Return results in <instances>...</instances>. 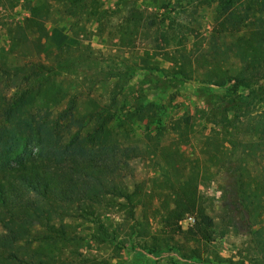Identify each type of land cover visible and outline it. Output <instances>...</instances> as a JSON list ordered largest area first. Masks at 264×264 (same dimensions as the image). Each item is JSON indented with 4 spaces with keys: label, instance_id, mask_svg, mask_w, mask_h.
Instances as JSON below:
<instances>
[{
    "label": "trees",
    "instance_id": "obj_1",
    "mask_svg": "<svg viewBox=\"0 0 264 264\" xmlns=\"http://www.w3.org/2000/svg\"><path fill=\"white\" fill-rule=\"evenodd\" d=\"M79 1L68 0L70 5ZM214 2L210 34L215 41L208 47L211 50L207 54L196 55L191 52L193 45H198L196 41L188 46L185 37H171L164 34L166 30L160 34L163 44L153 47L152 53L169 64L161 72L180 83L197 79L203 88L214 86L224 93L201 94L218 101L217 108L205 117V125L210 122L211 126L204 125L205 132L199 140L201 167L200 159H195L189 167L183 166L176 148L172 153H166L165 148L159 153L165 163L160 171L165 179L160 182L161 191L149 192L147 197L162 205V211L155 210L162 226L159 234L150 236V243L140 247L150 255L177 252L184 260H202L198 249L192 248L188 250L189 255H185L182 244L175 239L182 234L191 235L190 240L196 243L211 241L212 219L202 207L198 192L199 184L213 176L209 168L226 167L232 174L235 193L241 199L259 200L261 196V186L244 165L243 155L248 149L264 151V0ZM47 7L45 0L27 7L28 16L21 26L23 41L33 35L37 45L47 38ZM141 18L142 14L134 10L119 25L121 47L133 45L132 35L139 31ZM220 38L223 41L218 46ZM72 50H59L51 65L38 62L18 68L17 72L6 65L0 66V85L14 82V77L20 74L9 97L3 86L0 87V264L61 262L55 254L62 252L61 246L73 241L67 238L62 224L70 212L93 223V238L105 242L112 236L100 224L96 206L104 201H121L133 217L135 207L142 203L140 195L144 194L138 184H133L131 191L127 184L133 173L130 161L136 157L137 149L127 145L124 138L137 121L132 119L134 116L139 118L137 122L147 117L151 119L152 105H138L133 112L126 110V120L121 119L117 125L114 124L115 99L107 104L89 99L86 110L81 113L72 98L67 99L69 88H64L57 79L62 74L76 72L80 66L79 61L69 55ZM66 99L60 119L68 121L75 132L64 140L58 132L57 120L42 121V117L37 118L31 110L46 112ZM151 123L145 125L147 131ZM156 125L160 127L159 123ZM241 125L250 132L248 141L239 138ZM174 126L179 144L187 143L194 135L191 116L182 115ZM175 163L186 174L173 180L170 178L171 173L177 171ZM190 214L195 216L194 225L182 231L179 222ZM140 224L137 222L136 226ZM145 232L149 234L148 230ZM19 245L30 247L31 253L19 256L15 251ZM255 249L258 255L264 253L262 245H255ZM208 255L212 261L206 260L207 263L245 264L243 260L219 258L213 251ZM262 261L263 257L257 264Z\"/></svg>",
    "mask_w": 264,
    "mask_h": 264
},
{
    "label": "rangeland",
    "instance_id": "obj_2",
    "mask_svg": "<svg viewBox=\"0 0 264 264\" xmlns=\"http://www.w3.org/2000/svg\"><path fill=\"white\" fill-rule=\"evenodd\" d=\"M38 1L0 0V66H7L12 72H17L18 68L38 62L51 65L59 50L71 48L74 50L69 55L79 61L80 66L76 72L62 74L57 79L62 81L64 88H69L67 99L72 98L81 113L86 110V101L89 99L100 104L115 99L117 116L114 124L117 125L121 119L126 120V110L133 112L138 105H152L151 119L147 117L137 122L139 118L134 116L132 119L137 121L131 125L129 136L124 138L127 145L137 149L136 157L130 161L133 173L132 178L127 179V184L130 191L133 184H138L141 194H144L140 195L142 203L135 207L133 217L121 201L109 200L96 206L95 213L100 224L112 236L105 242L93 238V223L70 212L62 224L67 238H73V241L61 246L62 252L55 256L62 261L55 264H216L206 262L212 261L209 251L219 258L234 262L243 260L245 264H257L259 258L263 257L261 264H264V253L258 255L255 249V245H262L264 249L262 148L248 149L243 155L244 165L252 176H256L261 186L259 200L241 199L236 195L232 174L226 167L209 168L213 176L199 184L200 202L212 219L209 230L211 241L207 244L196 243L190 240L191 235L182 234L175 240L178 239L182 244L185 255H189L188 250L192 248L198 249L202 260H184L177 252L155 256L140 248L150 243V236L159 234L162 226L160 215L155 213L156 209L162 211V205L147 197L149 192L155 194L161 191L160 182L165 179L160 172L165 163L159 153L164 148L166 153H172L176 148L183 166L189 167L195 159H200L201 167L203 157L199 153V140L205 132V117L218 105L215 99L202 97L201 94L224 93L214 86L203 88L197 79L180 83L161 72L169 64L152 53L153 47L163 44L160 34L166 30L164 34L171 37H185L188 46L196 41L198 45H193L191 49L196 55L207 54L211 50L208 47L215 41L210 34L214 24V0H80L76 5H70L68 0H45L48 6L45 17L48 36L36 45L33 35H28V41H23L20 35L23 20L28 16L27 7ZM134 10L142 14L139 31L132 35V46L121 47L119 25ZM222 41L221 38L217 40L218 46ZM19 75L14 77V82L0 85L6 90L7 97L16 88L15 82ZM200 87L203 90H199ZM67 99L46 112L31 110L37 118L42 117V121L53 123L57 120L60 126L58 132L64 140L75 132L69 127L68 121L60 119ZM260 109L261 106L256 111ZM199 110L204 112L197 113ZM182 115L191 116L195 127L194 135L185 144H179L174 131L175 121ZM149 122L152 123L147 131L145 125ZM156 123L160 124L159 128ZM205 126L209 128L211 123ZM117 130L119 132V128ZM249 137L250 132L241 125L239 138L248 141ZM174 166L179 172L172 170L170 179L185 176L182 167L176 163ZM137 222L141 223L139 227L136 226ZM192 226L182 228L179 224L182 231ZM31 250L23 245L15 249L23 257L30 254Z\"/></svg>",
    "mask_w": 264,
    "mask_h": 264
},
{
    "label": "built area",
    "instance_id": "obj_3",
    "mask_svg": "<svg viewBox=\"0 0 264 264\" xmlns=\"http://www.w3.org/2000/svg\"><path fill=\"white\" fill-rule=\"evenodd\" d=\"M195 218L193 215H186L181 221H180V226L182 228L192 226L194 224Z\"/></svg>",
    "mask_w": 264,
    "mask_h": 264
}]
</instances>
